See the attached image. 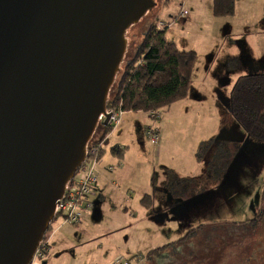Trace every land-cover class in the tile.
Returning <instances> with one entry per match:
<instances>
[{"label": "water", "instance_id": "water-1", "mask_svg": "<svg viewBox=\"0 0 264 264\" xmlns=\"http://www.w3.org/2000/svg\"><path fill=\"white\" fill-rule=\"evenodd\" d=\"M155 0H0V264H31ZM102 117L104 120L101 122Z\"/></svg>", "mask_w": 264, "mask_h": 264}, {"label": "crops", "instance_id": "crops-1", "mask_svg": "<svg viewBox=\"0 0 264 264\" xmlns=\"http://www.w3.org/2000/svg\"><path fill=\"white\" fill-rule=\"evenodd\" d=\"M182 9L189 13L186 18L188 23L195 24L202 19L210 22L211 54L205 59L203 65H200L199 60H201V57H198L199 62L193 73V76L196 73V77L201 74L203 83L201 89L196 88V84L192 81L188 96L184 100L166 107L163 111L164 117L160 113L161 122L154 128L159 129L161 132V129L174 125L178 120H183L189 126L194 123L193 119H196V121H201L204 131L210 130L217 133L220 131L221 122L215 119V114L218 112L215 109H218L220 105L222 106L228 100L227 97L223 99L224 92L222 88L224 84L221 82L224 78H227L224 83L228 84L233 80L231 84L234 87L237 80L243 76L264 74V0H235L234 14L227 17H216L214 15L213 0H182L178 12L181 13ZM170 18H173V16H170ZM171 42L176 44L174 40ZM180 50L189 52V50ZM227 74L231 76V80L228 79ZM228 97L230 98L231 94ZM179 104H182V107H177ZM210 106L214 114L209 113L208 122L206 107ZM178 109L182 110V114H179V117L176 118L174 112ZM141 115H148V117L145 118ZM228 118H230V122L227 129L233 130L237 123L233 117L228 115ZM150 119L148 113L126 112L119 130L111 132L107 136L104 143L105 152L99 167L98 185L92 196L95 198L97 207L93 212L85 214L80 224L60 223L57 230L50 233L49 253L41 264H71L72 261L68 260L71 250L76 255L85 254L87 257L75 264L113 263L117 258L109 253L121 251L122 239H119V234L130 233L140 222L135 213L140 215L141 220H146L151 230H155L153 236L149 233L147 237H141L142 241H147L146 244L156 242L152 247L158 248L151 252L175 244L180 239L177 238L175 242L171 241L163 230L164 219L167 215L166 211L172 208L181 209L183 206L197 202L199 198L208 195V193L199 194L200 189L204 190L212 183L216 185L217 182L207 175V165L204 163H198L191 172L185 169L171 168L170 165L162 163L160 155L156 156L153 152L152 148L155 147H152L151 143L150 146L145 136L146 129L152 124V119ZM235 132L238 134L236 130ZM246 137L245 141H247ZM204 139L206 138H201V140ZM226 142L236 145L237 140L233 136ZM115 147L121 149L123 157H118L113 153L112 149ZM161 148L167 149L165 143ZM134 168L138 172L142 168L141 173L144 175L143 180H140L142 183L138 186V192L134 191V185H132V182H134ZM170 175H173L180 183L172 187V184L178 181L170 180ZM187 183H191V185L183 187ZM187 187L194 188V190L186 191L188 190ZM146 195L153 198L151 209L144 207L142 204V200ZM136 200L140 201V206L134 208V201ZM172 203L174 205H170ZM109 205H112L114 214H121L126 217L127 221L124 224L116 221L104 228L96 229L92 235L79 236V234H76L77 240H68L65 237L64 231L69 230L66 227H72L74 232L80 233L85 224L90 226L88 221L97 225L102 221L103 212L105 209H109ZM244 221L242 220V222ZM224 224L228 225V223ZM157 236L163 243L160 246H157L158 241L154 240ZM122 255L125 254L118 253L119 258H124ZM139 255L142 258L146 257V255Z\"/></svg>", "mask_w": 264, "mask_h": 264}, {"label": "rangeland", "instance_id": "rangeland-1", "mask_svg": "<svg viewBox=\"0 0 264 264\" xmlns=\"http://www.w3.org/2000/svg\"><path fill=\"white\" fill-rule=\"evenodd\" d=\"M155 2H158L159 5L148 9L141 15L135 24L130 25L127 29V46L120 69L109 90L110 97L116 94L118 83L120 82L127 64L134 59L137 49L144 40L145 34L156 21H159V23L163 22L165 25L169 24V28L167 29L168 40H174L180 49L196 52L198 57H201V60H199L201 63L200 65H203L205 59L211 54L210 43L212 37L209 34L210 22L208 20L202 19L195 24L186 22V20H188L186 19L187 17H180V12H178L181 8L182 0H155ZM170 16H173V18H170ZM199 61L197 60L195 68ZM198 76L199 77H196L195 73L192 77V81L198 86L195 85L196 88L201 89L200 87L203 86L201 74ZM226 76L231 80L230 75L227 74ZM226 81L227 78H224L223 82H220L224 84L222 88L224 92V94L222 93L223 99L227 97L228 100L224 102L222 106L220 105L218 109H215V111H218L215 114V119L221 122L220 131L217 133L210 130L204 131L201 121H196V119H193L194 123L189 126H187L183 120H178L174 125H169L168 128H164L163 130L161 129V132L159 129H156L160 141L158 145H153L152 147L155 148L152 149L156 156L160 155L162 163L164 162L170 165L171 168H180L191 172L194 170V167L198 165L196 153L200 145L203 142L214 140L215 144L209 155L205 157L204 164L208 165L209 162H212L213 155L220 145L222 149L231 156L230 159H228V162L230 160L232 162L230 168L216 185L212 183L211 186L206 187L204 190L200 189L199 194L208 193V195L199 198L198 201L193 204L183 206L181 209L176 210L172 208L166 211L167 215L164 219L165 225L163 230L171 241L175 242L177 238H180L175 244L170 245L164 251H159L158 254L148 257V253L158 247H152L156 242H149L146 244L147 241H145V243L141 240V237H147L149 233L153 236L155 230H151L146 220H141L140 215L135 213L136 217H139L138 221L140 222L130 233L125 235L119 234V239H122L121 251L109 253L113 257L116 256L115 258L118 259V253L125 254L122 255L124 258L134 257V259L140 256L139 254L146 255V257L142 258L140 263L135 262L134 264L264 263V241L261 239V244L259 246H256L254 243V241L257 240L256 238H262L264 235L254 238L255 236L240 235V231L237 233L231 232L235 226L231 228L230 224L242 222V220L249 222L253 218L258 204L262 202L260 193L264 186V143L250 139L237 122L233 130L227 129V125L230 122L228 115L232 117L230 98L228 96H230L232 88L234 87L231 84L233 80H231L229 84L224 83ZM205 85H207V83H205ZM177 107H182V104H179ZM165 108L158 110L159 113H162L163 117ZM206 111V118L209 122L208 115L209 113L214 114V112L211 106L206 107ZM125 113L126 112H124L123 116ZM179 114H182V110H175L174 117L178 118ZM141 116L145 118L148 117V115ZM103 120L104 118L102 117L101 122ZM159 122H161V119L151 120L152 124L149 127L154 128ZM119 127L111 132L119 130ZM235 130L238 134H236ZM111 132L108 135H110ZM213 136L215 137L212 138ZM233 136L234 139L237 140V143L235 142L236 145L232 148V143H229V145L225 143L230 138H233ZM245 137L247 141L244 140ZM201 138L206 139L201 140ZM148 143L150 144V142ZM164 143L167 148L165 150L161 148ZM197 145L198 148L196 149ZM223 159L224 156H221L220 163H222ZM101 162L102 159L98 165V174ZM141 172L142 168L139 172L134 168V182H132L134 191H137L138 186L142 183L140 180H143L144 175ZM178 184L179 183H177V185ZM190 185L191 183H187L184 184L183 187ZM187 188L188 190L186 191L194 190V188ZM91 202L93 203V209L89 213L93 212L97 207L94 197H91ZM170 205L174 204L172 203ZM136 206H140L139 200L134 201V208ZM103 214L104 216L101 222L95 225V223L88 221L90 226L85 224L80 233L74 232L72 227H66L69 228V230L67 232L64 231L65 237L68 240H77L76 234H79V236L92 235L96 229L104 228L116 221L121 222V224L127 221L125 216L112 212V205H109V209H105ZM61 222V218L57 219L52 226V232L57 230ZM224 223L229 224L227 225ZM183 233H185V235H183ZM154 240L158 241L157 246L163 244L159 236L154 238ZM86 258L85 254L76 255L71 250V255H69L68 260L70 259L72 261L71 264H75ZM248 259H251V261H248ZM65 260H67V258H65ZM92 264H95V262Z\"/></svg>", "mask_w": 264, "mask_h": 264}, {"label": "trees", "instance_id": "trees-1", "mask_svg": "<svg viewBox=\"0 0 264 264\" xmlns=\"http://www.w3.org/2000/svg\"><path fill=\"white\" fill-rule=\"evenodd\" d=\"M234 10L235 0H213V13L216 17L232 16ZM158 23L159 21H156L149 28L134 59L127 64L116 94L108 97L107 110L122 106L124 112L150 113L184 100L188 96L198 55L194 51H181L174 42L166 38L168 28L159 30ZM230 105L232 117L248 137L264 143V74L239 78L232 90ZM111 131V127H103L100 124L89 143V148L105 143ZM214 144V140H210L200 145L196 153L198 163H204ZM225 144L229 145V142ZM232 145L233 148L234 144ZM217 148L219 151L214 153L212 162L207 165L206 173L210 179L218 183L232 162L231 160L228 162L231 156L220 145ZM112 151L116 156L123 157L119 147L113 148ZM104 152L105 149L102 148L97 158L102 159ZM221 156H224L222 163ZM170 176V180L178 181L173 175ZM177 183L180 182L173 183L172 187ZM142 204L151 209L153 198L146 195ZM56 221L57 218L53 220L46 237L52 232V226ZM169 246L159 251H164ZM159 251L149 253L148 257L158 254Z\"/></svg>", "mask_w": 264, "mask_h": 264}, {"label": "built area", "instance_id": "built-area-1", "mask_svg": "<svg viewBox=\"0 0 264 264\" xmlns=\"http://www.w3.org/2000/svg\"><path fill=\"white\" fill-rule=\"evenodd\" d=\"M188 15V11L184 9L181 10L180 17L185 18ZM166 28H168V25H165L163 22L158 24L159 30H165ZM107 112L111 115L108 127H111L112 130H114L121 125L124 111L121 106L110 111L107 110ZM149 115L152 120L160 119V113L158 110L151 111ZM145 134L152 145H158L160 138L158 131L155 128L148 127ZM102 148H104V143L98 147L91 148H89L88 144L86 159L79 168V173L77 172L78 175H75L74 179L67 185L65 194L60 200L59 207H57L55 218H61V223L78 225L81 223L83 215L89 213L93 209L91 197L98 185V165L101 159H98L97 157ZM46 235L39 243L31 264H41V262L47 258L50 249L51 234L47 237ZM141 260V256L135 257V259L134 257L118 258L111 264H134Z\"/></svg>", "mask_w": 264, "mask_h": 264}, {"label": "flooded vegetation", "instance_id": "flooded-vegetation-1", "mask_svg": "<svg viewBox=\"0 0 264 264\" xmlns=\"http://www.w3.org/2000/svg\"><path fill=\"white\" fill-rule=\"evenodd\" d=\"M260 194H261L260 199L262 202L258 204L256 211L254 212L253 218L249 222L248 221L234 222L230 224L231 225L230 227L232 228L236 223H240L238 226H235L231 232L237 233L240 231L241 233L240 235L255 236L254 238H256V236L264 235V186ZM256 239L257 240L254 241L256 246H259L261 244V241H260L261 239L264 241V237L262 238L258 237ZM248 261H251V259H248ZM246 264H254V263H246ZM261 264H264V263H261Z\"/></svg>", "mask_w": 264, "mask_h": 264}]
</instances>
